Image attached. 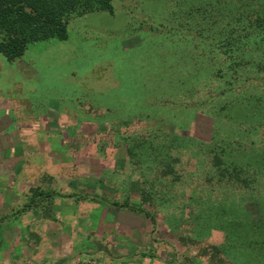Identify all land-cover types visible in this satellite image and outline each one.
Returning <instances> with one entry per match:
<instances>
[{
  "label": "rangeland",
  "instance_id": "rangeland-1",
  "mask_svg": "<svg viewBox=\"0 0 264 264\" xmlns=\"http://www.w3.org/2000/svg\"><path fill=\"white\" fill-rule=\"evenodd\" d=\"M113 6L114 12L74 16L66 40L30 44L12 61L0 54V101L16 103L20 118L42 119L32 140L47 138L50 151L67 157L103 153L123 167L128 140L157 142L168 133L205 143L194 160L172 151L181 157L177 169L183 174L170 189L184 192L174 204L203 197L204 214L200 226H190L180 225L174 212L170 264H264V126L255 128L252 119L263 107L235 114L242 109L235 92L249 88L252 78L244 83L216 76L227 56L189 28L182 12L187 0H115ZM224 79L234 82L222 89ZM237 135L238 142L231 143ZM221 147L228 168L243 169L235 177L224 178L214 168V152ZM79 165L83 174L88 164ZM134 165L129 159L128 184L134 180L138 193L144 175ZM109 179L117 188L127 185L116 172ZM167 180L155 181L157 193ZM164 207L144 205L147 219L153 214L165 221L173 211ZM95 260L83 264H99Z\"/></svg>",
  "mask_w": 264,
  "mask_h": 264
},
{
  "label": "crops",
  "instance_id": "crops-1",
  "mask_svg": "<svg viewBox=\"0 0 264 264\" xmlns=\"http://www.w3.org/2000/svg\"><path fill=\"white\" fill-rule=\"evenodd\" d=\"M15 105L0 101V264H170L173 221L147 219L140 189L128 184L129 156L121 167L113 155L50 151L49 139L32 140L42 119L18 117ZM111 172L127 178L125 188Z\"/></svg>",
  "mask_w": 264,
  "mask_h": 264
},
{
  "label": "trees",
  "instance_id": "trees-1",
  "mask_svg": "<svg viewBox=\"0 0 264 264\" xmlns=\"http://www.w3.org/2000/svg\"><path fill=\"white\" fill-rule=\"evenodd\" d=\"M114 1L0 0V54L12 61L22 57L30 44L51 39L66 40L69 36L68 26L74 16L101 10L114 12ZM249 4L251 7H247ZM254 4L259 7L252 9ZM261 4V0H187L186 9L182 11L186 14L189 28L196 31L199 39L208 40L212 50H221L227 56L225 68L219 65L214 69L217 77L232 76L236 82L239 80L244 83L252 78L253 82L249 88L243 85L235 92L242 103V109H236L238 113L235 114L240 115L241 112L240 116L243 117V114H248L249 109L257 110L263 107L256 118L252 117L255 128L264 126V4L260 6ZM233 82L224 79L222 89L229 88ZM222 92L225 93V90ZM244 119L248 120V117ZM239 136L241 137L234 136L230 142H238ZM182 138L184 137L179 134L172 136L166 133L165 138L157 142L153 141L154 139L141 142L128 140L127 152L135 168L144 175L141 178L140 191L142 206L147 204L158 210L159 207L165 206L167 212L173 211L166 216L167 219L173 220L176 217L174 212H177L180 215V225L191 220L194 226H200L199 222L204 214L201 202L203 197L196 199L189 196L190 202L174 204L176 199L184 196V192L182 189L177 193L173 192L169 184L176 183L183 174L180 168L177 169L181 157L172 151L188 154L194 160L196 152L206 144L192 137L186 140ZM221 148V151L214 152V168L224 178L226 174L235 177V174L243 169L233 166L230 170L222 154L225 149ZM156 168L161 169V172L157 173ZM159 175L167 177L168 180L163 183L162 191L157 193L153 186L156 180L163 178ZM208 192L214 193L210 189ZM202 193L206 195L207 190L203 189ZM147 214H150L149 211ZM150 217L156 221L153 214ZM173 221L175 223L176 220Z\"/></svg>",
  "mask_w": 264,
  "mask_h": 264
}]
</instances>
